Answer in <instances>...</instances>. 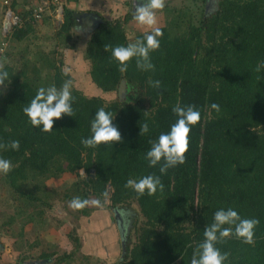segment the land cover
<instances>
[{
  "label": "trees",
  "instance_id": "16d2710c",
  "mask_svg": "<svg viewBox=\"0 0 264 264\" xmlns=\"http://www.w3.org/2000/svg\"><path fill=\"white\" fill-rule=\"evenodd\" d=\"M172 13L159 27L160 47L150 52L154 71L139 70L133 58L121 73L111 56V48L134 43L146 32L130 39L124 24L133 19L132 12L98 24L85 43L84 58L100 94L88 96L71 87L74 116L54 119L51 132L33 127L23 109L39 88L59 89L72 78L62 69V59L42 54L35 62L23 60L20 67L4 64L9 75L0 86V144L16 140L20 148L0 149V158L12 164L11 171L2 174L14 205V213L1 226L11 230L12 223L19 221L16 249L21 262L54 257V244L38 256L32 254L40 245L47 214L57 198L68 205L79 197L100 204L76 210L75 218L90 216L101 207L117 214L125 209L128 214L133 204L138 206L136 212L131 209L134 238L129 233L122 242L119 264H191L215 212L229 208L260 223L252 245L234 236L216 244L222 253H230L224 264H264V69L255 70L264 62V0H218L213 12L197 14L187 7ZM77 24V12L64 6L56 33L63 47H75L70 42ZM33 31L34 24L27 21L5 39L22 42ZM123 80L129 97L105 100L103 94L118 91ZM149 80L160 81L161 87L150 86ZM213 103L219 105V112L211 108ZM177 105H194L201 119L191 127L186 162L161 174L163 161L151 167L146 154L150 141H157L176 123L173 108ZM101 107L111 114L122 139L85 147L81 140L92 135L91 123ZM145 123L149 132L141 135ZM65 174L77 180L63 191L49 189V179ZM148 175L160 177L162 191L158 187L152 196H139L125 187L129 179L138 181ZM27 224H33L32 236H27ZM70 236L75 248H80L75 229ZM70 256L57 255L55 262Z\"/></svg>",
  "mask_w": 264,
  "mask_h": 264
},
{
  "label": "clouds",
  "instance_id": "9594fccd",
  "mask_svg": "<svg viewBox=\"0 0 264 264\" xmlns=\"http://www.w3.org/2000/svg\"><path fill=\"white\" fill-rule=\"evenodd\" d=\"M135 2V0H134ZM165 0H141L136 4L133 20L138 25L148 29L142 39H137L127 46H116L111 48V56L118 61V70L125 73L128 70V63L135 58L136 67L141 71H154L155 66L151 62L150 52L160 47L159 37H162V30L157 26V12L163 10ZM110 46L105 45L104 50L109 51ZM6 59L0 58V86L5 85L8 79V72L4 70ZM264 69V62L256 66V71ZM150 86L159 89L160 81L149 80ZM72 80H66L58 89L56 86L38 89L34 98L23 111L29 118L33 127L41 128L43 132L53 131L54 119H60L63 115L74 116L72 108L73 97L71 95ZM211 108L220 111L218 104L213 103ZM174 114L178 117L176 123L171 126L168 133L161 134L157 141H150L151 148L146 154V159L151 167H155L163 161L160 173L166 174L167 170L186 162V153L189 150V136L191 127L196 125L201 114L195 106L173 108ZM111 114L104 108L96 111L95 118L91 123L92 135L89 138H82L81 143L85 147L94 148L101 144L120 142L122 137L119 130L113 126ZM141 135L149 132L147 123L140 126ZM11 148L19 150V141L13 140L7 144H0V149ZM10 160L0 158V173L8 174L11 171ZM81 174L86 175L81 169ZM126 188L133 189L139 196L147 193L149 196L157 192V188L162 191L164 185L160 177L148 175L141 179H129ZM98 200L81 199L74 197L68 203V207L74 211L82 210L89 205H99ZM255 218H241L237 211L229 208L220 209L215 212L213 223L204 230V240L198 245L193 253L191 264H224L228 260L230 253H222L217 247L218 242L235 237L244 244H254L255 228L259 224ZM227 225V227H225Z\"/></svg>",
  "mask_w": 264,
  "mask_h": 264
},
{
  "label": "rangeland",
  "instance_id": "374dc122",
  "mask_svg": "<svg viewBox=\"0 0 264 264\" xmlns=\"http://www.w3.org/2000/svg\"><path fill=\"white\" fill-rule=\"evenodd\" d=\"M128 2L129 4H125ZM217 2L218 0H199L198 2H195L193 0H165V7L163 10L157 12V26L161 27L164 26L167 22V18L172 16V10L174 9H185L187 7H192L193 11L197 14H199V11H208V12H213L217 8ZM136 3L139 4L141 3V0H122V3H120V6L118 5L117 7H121V11H127V13L132 12L134 14L135 8H136ZM196 5V6H195ZM198 6V10L197 7ZM127 8V10H125ZM2 10V9H1ZM21 12V11H20ZM27 12V10H26ZM126 13V14H127ZM126 14H122L124 17ZM1 17V14H0ZM45 17V16H44ZM44 17L42 20L39 22L34 23V31L22 42H15L11 41L10 39L6 40L8 41V46L6 49L5 54H1L3 59H6L5 64H10L12 66L20 67L22 64V61L29 58L32 60V62H35L34 59L36 60L39 58L42 54H50L52 55V58H55L57 60L62 59L63 65L62 69L68 73L72 78V87H75L77 89H80L86 95L88 96H95L100 94L99 88L91 82V79L89 77V70H90V65L89 63L85 60L84 58V51H85V43L88 35L91 33V30H93V26L95 24L91 22L88 24L89 28H85V24L83 26H77L74 29V37L73 40L70 42L72 45H74V48H65L63 45L60 44V38L58 39L56 36L57 31L59 30V22H62V17L59 18L58 20L60 21H50L46 20L44 22ZM121 15L119 13H116L112 15V19H118L120 18ZM122 19V18H121ZM106 20V19H105ZM3 26V24H2ZM125 29H127L129 33L130 39H134V36L138 32H143L144 27L140 26L135 22L133 19H131L129 22L124 24ZM147 29H145L146 31ZM62 38V37H61ZM2 39V38H1ZM0 39V42L2 41ZM33 64V63H32ZM99 89V90H98ZM129 89H127V92L125 94V97H129L128 95ZM119 93L118 91L116 92H111V93H105L103 94V97L105 100H114L118 98ZM120 98V97H119ZM75 180H77V177L72 174H65L64 176L60 178H51L47 181V185L49 189H55L57 191H63L66 188H68L71 183H73ZM9 190L5 186V183L3 182V174L0 173V254L4 252L2 251V243H4V246L8 249H10V252L5 253V259H8L9 264H29L35 260H40L37 259L35 256L39 255L38 250H33L32 254L34 255L35 258H29L26 259V261L21 262L20 259H18V256L20 255V251L17 250V246L20 245V242L16 243V239L19 233L20 229V223L19 221H15L12 223L11 226L13 228L8 229L7 227H2L1 225L4 223L5 218L14 213V205L11 200V198H8ZM57 196V195H56ZM110 201L109 199H106V205H109ZM97 206V205H94ZM101 207V206H100ZM103 209V210H99ZM99 212H95L93 214V217L90 220V223L93 221V227L98 228V224L108 225L109 227L117 228V218H116V210L107 208V207H101L99 208ZM131 209H133L135 212L138 209V206L136 204H133ZM128 211V214L126 210H121V214H119V220L121 221V224L123 225V236L121 237L118 234V239L120 243L125 242V239L127 238V235L133 233V225L131 224L134 222L133 221V211L132 210ZM97 210V211H98ZM75 214V211L70 209L66 203H64L61 199V197L57 198L56 204L54 206V209L50 210L47 214L45 223L43 227L48 228H61V236H65L66 232H69V239L71 238L70 234L72 232V228L74 224L80 223L81 226L86 227L87 226V220L86 218H83L84 216L81 217H76L73 216ZM133 215V217H132ZM129 216V217H128ZM70 225V226H69ZM76 227V226H75ZM26 232L27 236L28 233H32L33 230V224H27L26 225ZM97 228L95 231L97 232ZM105 229V228H104ZM118 230V229H117ZM43 231V228L41 229V233ZM49 231V229L47 230ZM46 231V232H47ZM92 230L90 229V232ZM94 231V230H93ZM45 232V230H44ZM65 232V233H64ZM101 233V232H99ZM32 236V234H31ZM102 236V235H101ZM91 237V236H90ZM92 238V237H91ZM123 238V239H122ZM132 238H134V234H132ZM95 242L98 243L97 246L94 245V249L97 252L99 248V238L94 237ZM102 239V237H101ZM14 241V243L12 242ZM88 243H86L88 246L90 245L91 249L93 250L92 246V239H90ZM94 241V240H93ZM24 250L25 247H22ZM123 248V246H122ZM2 251V252H1ZM102 255L101 253H99Z\"/></svg>",
  "mask_w": 264,
  "mask_h": 264
},
{
  "label": "crops",
  "instance_id": "0c3cea01",
  "mask_svg": "<svg viewBox=\"0 0 264 264\" xmlns=\"http://www.w3.org/2000/svg\"><path fill=\"white\" fill-rule=\"evenodd\" d=\"M36 3L37 0H12V4H14L16 10L21 11L23 13L26 10L27 11L30 10ZM120 3H122V0H64V6L69 7L70 9L75 10L77 12V20H78L77 26H83V24H85V28L88 29L89 28L88 24L93 22L95 24V26H93L92 28L93 30L103 20L105 19L113 20L112 15L116 13H119V15H121L120 19L123 18L122 16L126 14L127 11H124L125 7L122 8L123 11H121V7L120 8L117 7L118 5L120 6ZM125 4H129V3L126 2ZM125 10H127V8ZM0 14H1L0 39H1L2 24L4 22V14L2 7L0 8ZM90 15H95V16L94 18H92ZM58 19L59 18L56 17L55 13H48L44 17V22H46V20H50V21L61 20ZM62 20H63V16H62ZM146 31H148V29ZM90 34L88 35L87 39L89 38ZM99 210H103V209H99ZM99 210L94 211L90 216L83 217L86 218L88 222L86 227L81 226L80 223L73 225L74 228H72V230L75 229V232L77 233V236L79 237V241L81 244L80 248L78 249L75 248L73 240L71 238L69 239V235H68L69 232H66L65 236L63 237L61 236L62 233L60 231L61 228H56V229L48 228L49 231H47L48 229L46 227H43V231L41 233V236L39 237L40 245L38 246V248H36V250H38L40 254L46 248L48 250V247L51 244H54L55 248H53V251H55L56 254L54 255L53 258L35 260L29 264H119V262L123 258V252H122V242L120 239V243H119L118 234L120 237L121 235L123 236L124 227L121 224V222L116 220L117 228L109 227L110 225L107 226L108 223L107 225L105 224V226L98 224V228L96 227L98 231L96 232L95 231L96 228L93 227V221L92 223H90V220L93 217V214L95 212H99ZM90 229L92 230L91 232ZM94 237L99 238L100 249H98L97 252L94 249V245L97 246L98 243L95 242V239H93ZM90 239H92L93 242L92 243L93 250L91 249L90 245L88 246L86 244L89 241H91ZM12 242L14 243L13 240ZM3 250L4 252L0 254V264H9L8 259L7 258L5 259L6 257L5 253L10 252V249L6 248L4 246V243H2V251ZM99 253H101L102 255H100ZM63 254H70L71 256L66 257L65 259H63L58 263L55 262L57 255H63Z\"/></svg>",
  "mask_w": 264,
  "mask_h": 264
},
{
  "label": "built area",
  "instance_id": "2783aa9c",
  "mask_svg": "<svg viewBox=\"0 0 264 264\" xmlns=\"http://www.w3.org/2000/svg\"><path fill=\"white\" fill-rule=\"evenodd\" d=\"M3 8L4 22L2 35L4 39L0 42V58L5 54L8 41L6 37L10 35L16 27H24L27 21L33 24L39 22L48 13H55L57 18L63 16L64 0H37V3L30 9L28 16L24 17L23 12L16 11L12 7V0H0V8ZM2 54V55H1Z\"/></svg>",
  "mask_w": 264,
  "mask_h": 264
},
{
  "label": "water",
  "instance_id": "95a60500",
  "mask_svg": "<svg viewBox=\"0 0 264 264\" xmlns=\"http://www.w3.org/2000/svg\"><path fill=\"white\" fill-rule=\"evenodd\" d=\"M61 11H63V9H61ZM90 16L92 18H94L95 15H90ZM126 92H127V82H126V80H123L121 82V84L119 86V90H118L120 99H124ZM116 218H117V221H120L119 220V214H117Z\"/></svg>",
  "mask_w": 264,
  "mask_h": 264
},
{
  "label": "flooded vegetation",
  "instance_id": "af4514ba",
  "mask_svg": "<svg viewBox=\"0 0 264 264\" xmlns=\"http://www.w3.org/2000/svg\"><path fill=\"white\" fill-rule=\"evenodd\" d=\"M137 4V3H136ZM93 31V30H92Z\"/></svg>",
  "mask_w": 264,
  "mask_h": 264
}]
</instances>
